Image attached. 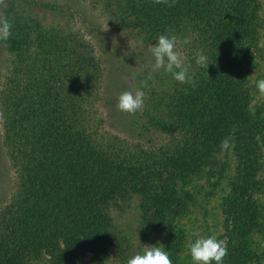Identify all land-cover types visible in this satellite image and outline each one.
<instances>
[{"label": "trees", "instance_id": "trees-1", "mask_svg": "<svg viewBox=\"0 0 264 264\" xmlns=\"http://www.w3.org/2000/svg\"><path fill=\"white\" fill-rule=\"evenodd\" d=\"M102 4L129 35L148 44L162 34L189 38L178 50L195 87L162 68L147 88L139 86L144 107L115 112L108 126L120 130H103L96 103L112 108L116 101L100 102L101 69L89 64L82 37L10 5L1 145L17 179L11 198L0 201V264H80L85 253L100 263L113 253L125 264L127 242L121 244L110 211L123 213L132 198L142 232L157 234L179 264L185 238L179 221L194 205L190 183L219 182L224 139L234 145L227 150L235 166L221 198L223 264H253L251 235L261 230L264 210L254 200L264 195V105H252L256 88L249 77L260 57L262 0ZM199 50L207 69L196 63Z\"/></svg>", "mask_w": 264, "mask_h": 264}, {"label": "rangeland", "instance_id": "rangeland-1", "mask_svg": "<svg viewBox=\"0 0 264 264\" xmlns=\"http://www.w3.org/2000/svg\"><path fill=\"white\" fill-rule=\"evenodd\" d=\"M10 5L12 12L34 17L45 26L60 25L70 28L82 37V42L92 57L89 64L101 69L99 88L96 89L100 102L106 98L116 101L112 108L104 107L103 103H96L98 115L104 117L106 122L102 129L113 133L120 130L118 127L115 129L108 126V123L114 119L112 114L115 112L118 114L116 117L123 116V111L117 107L119 95L123 91L134 92L141 86L144 78L148 79L149 73L152 72L154 58L147 51L149 44L134 35H129L116 20H112L108 9L102 4V0H4V3L0 4V15L9 18L12 14ZM260 19L262 22V32L258 41L260 57L257 60V68L249 77V82L256 88L252 100L254 108L264 105V94H261L256 87V82L264 79V0H262ZM126 52L128 55H125ZM11 57V54L5 49L4 40H0V82L4 71L10 67ZM161 69L155 72H160ZM143 75L145 77H142ZM0 112H3L1 103ZM3 136L4 115L3 119H0L1 202L11 198L17 179L14 169L9 167L4 156L5 148L1 145ZM153 137L155 140H160L157 136ZM229 152V150H223L221 153L220 159L222 162L224 161L225 167L221 171L223 176L217 184L211 186L214 177L211 179L200 178L190 183L189 190L193 192L194 205L191 206L190 213L179 221V226L185 234L179 264H192L187 244L190 240H194L191 235L194 230L199 229L202 235H215L217 238L223 232L221 198L227 191L226 177L234 171L235 166L234 158ZM226 154L229 157L227 160H225ZM261 161L264 166V152H262ZM261 175L264 177V171ZM254 197V200L264 209V195L257 194ZM110 212L112 224L116 230L119 229L118 237L121 244L127 242L122 248L125 254L121 253V257L126 256V258L124 257L126 262L133 255L142 254L147 245H160L157 234L151 232L146 235L142 232L139 224V212L133 198L123 213L113 209ZM261 222V230L251 235L250 250L253 264H264V210ZM109 255L106 260L100 263L92 259L90 253H85L80 264H122L120 255L115 256L113 253Z\"/></svg>", "mask_w": 264, "mask_h": 264}, {"label": "clouds", "instance_id": "clouds-1", "mask_svg": "<svg viewBox=\"0 0 264 264\" xmlns=\"http://www.w3.org/2000/svg\"><path fill=\"white\" fill-rule=\"evenodd\" d=\"M157 4L173 6L175 0H154ZM4 0H0L3 4ZM12 21L6 16L0 15V40H7L11 36ZM189 38L181 39L177 35L162 34L158 36L155 43L147 46V51L154 58L152 72L163 68L170 73L173 78L181 84H191L195 87V81L189 74L190 64L185 63V59L178 50L179 46L190 44ZM125 55H128L126 52ZM196 63L207 69L209 65L208 57L199 50L195 56ZM152 72L149 73L148 79L152 78ZM148 79L142 81V88L148 87ZM256 87L261 94H264V79L256 82ZM146 93L141 88L133 91H123L118 97L117 107L126 113L135 114L144 107ZM0 119H3V112H0ZM222 150H227L234 145L229 140L221 141ZM194 240H190L187 247L190 252L192 264H223L224 258L228 255L227 243L224 239H218L215 235L204 236L199 229L191 233ZM126 264H173L168 251L163 247L156 245H147L143 253H137L127 260Z\"/></svg>", "mask_w": 264, "mask_h": 264}]
</instances>
